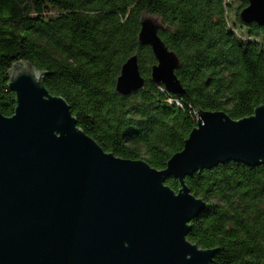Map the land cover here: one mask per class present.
<instances>
[{"label": "trees", "instance_id": "obj_1", "mask_svg": "<svg viewBox=\"0 0 264 264\" xmlns=\"http://www.w3.org/2000/svg\"><path fill=\"white\" fill-rule=\"evenodd\" d=\"M245 5L247 0H0V113L10 116L15 107L8 71L28 61L45 72L46 90L66 100L78 126L104 151L163 169L195 126L197 108L239 119L264 105V27L240 21ZM142 16L157 20V35L178 57L174 72L182 94L151 82L156 60L138 42ZM133 54L144 85L121 95L115 82ZM184 181L205 201L187 238L217 248L213 264H264V164L226 161ZM165 183L179 188L173 177Z\"/></svg>", "mask_w": 264, "mask_h": 264}, {"label": "water", "instance_id": "obj_2", "mask_svg": "<svg viewBox=\"0 0 264 264\" xmlns=\"http://www.w3.org/2000/svg\"><path fill=\"white\" fill-rule=\"evenodd\" d=\"M238 17L264 27V0H247ZM139 23L138 42L156 60L151 82L182 94L179 59L157 35V20ZM118 74L121 95L144 85L136 54ZM44 78L28 61L8 71L15 107L0 113V264H213L217 248L187 238L205 201L184 178L226 161L264 164V105L239 119L197 108L182 149L155 169L104 151Z\"/></svg>", "mask_w": 264, "mask_h": 264}, {"label": "rangeland", "instance_id": "obj_3", "mask_svg": "<svg viewBox=\"0 0 264 264\" xmlns=\"http://www.w3.org/2000/svg\"><path fill=\"white\" fill-rule=\"evenodd\" d=\"M232 18H233L232 16H229V18H228L230 24H232V20H233ZM235 27H236V29L239 30V31H243V30H245V28H244V27H241L238 23L235 24Z\"/></svg>", "mask_w": 264, "mask_h": 264}, {"label": "built area", "instance_id": "obj_4", "mask_svg": "<svg viewBox=\"0 0 264 264\" xmlns=\"http://www.w3.org/2000/svg\"><path fill=\"white\" fill-rule=\"evenodd\" d=\"M177 104H179L177 101H176Z\"/></svg>", "mask_w": 264, "mask_h": 264}]
</instances>
